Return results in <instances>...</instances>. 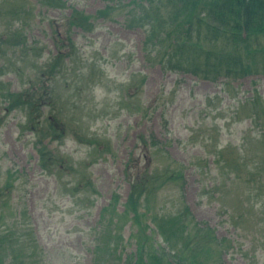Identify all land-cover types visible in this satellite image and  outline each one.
I'll use <instances>...</instances> for the list:
<instances>
[{
	"label": "rangeland",
	"instance_id": "1",
	"mask_svg": "<svg viewBox=\"0 0 264 264\" xmlns=\"http://www.w3.org/2000/svg\"><path fill=\"white\" fill-rule=\"evenodd\" d=\"M64 2L0 0L4 264H92L106 255L97 242L109 239L121 241L120 261L139 245L162 258L170 218L175 229L181 221L210 227L221 240L217 263L264 264V35L248 42L258 50L243 73L230 66L248 61L245 43L222 34L208 42L215 34L202 25L203 48L233 56L203 78L187 70L203 68L204 55L172 56L182 58L175 68L148 35L147 0ZM156 2L170 15L168 0ZM57 54L62 72H50ZM25 91L30 109L17 100ZM148 173L159 178L156 202L141 199L139 221L132 211L121 216L131 185Z\"/></svg>",
	"mask_w": 264,
	"mask_h": 264
},
{
	"label": "trees",
	"instance_id": "2",
	"mask_svg": "<svg viewBox=\"0 0 264 264\" xmlns=\"http://www.w3.org/2000/svg\"><path fill=\"white\" fill-rule=\"evenodd\" d=\"M45 1L56 7H63L65 5L64 0ZM170 2H173V5ZM166 3L168 6H172L171 13L167 17L163 16L159 8L163 3H157L156 0H147V6L143 15L144 18H147V21H143L142 25L147 26L146 29H148V35L155 40V42L159 43L162 48H166V50L171 52L169 58V64L171 66L175 68L182 67L179 63L181 57L175 59H172L171 57L177 55L183 56L186 54L187 50L193 49L196 51L195 55H204L206 60L203 62V68L199 66V63H196L187 71L203 78H208V71H216L220 74L221 64L224 62L227 55L229 58H233L231 55L232 52L229 53L225 50L227 52L221 53V51L216 49L213 44L210 48H207L206 46L203 48L204 45L199 42V39L201 26L205 25L207 29H212L209 35L212 33L215 34L212 38H208V42L214 41L220 34L233 42H235V40L244 42L246 48L245 51L248 53V61H246L245 64L244 62H241L230 67H243V73L251 71V68L254 67V63L251 60V51L256 52L258 48L249 49L248 42L252 39L254 40L258 37H263L264 35V0H168ZM200 12L204 13L203 16H200ZM206 16L210 18V21H207V18H205ZM194 32H197L198 34L196 35V40L193 39ZM226 32H228L229 36H226ZM203 41L207 42L206 40ZM58 57V54L53 57L54 62L51 63L50 72L57 69L55 59ZM185 57L189 56L185 55ZM199 69H205V71L203 72ZM60 72L62 71L57 69V73ZM200 72L204 75H201ZM227 73H230L229 67L226 70V74ZM30 94L29 91H25V93L18 94L19 99H17L21 101L20 97L23 95L24 100L21 102L22 104H26L28 109L32 108L33 102L31 99L27 100L25 97ZM7 96L9 97V100L11 97H15L11 93H8ZM11 107L13 108L15 106ZM46 151L45 146H40L39 160L44 168L49 166L46 163V159L47 156L49 157L50 155ZM257 165L258 168L262 167L263 164L261 160ZM169 179L175 178L171 175ZM161 180L163 179L161 178ZM158 181V176H152L151 173L146 174L141 180H136L131 185V192L126 200L123 214L120 215L126 216L132 211L135 220L139 221L137 215L139 202L143 197H146V199L149 198L153 203L156 202L155 199H151V197L155 195L152 191V184L153 182L156 183ZM163 182L164 181H161L158 184L161 185ZM159 185H156V187ZM118 220L119 219L115 222L116 231L119 230L117 225ZM175 231L180 233V238L183 240V243L179 245L169 242L170 235H173ZM106 234L108 237L113 236L108 230L106 231ZM164 237L169 250H166L165 247L167 252L162 254V258L172 259L174 261H163L162 258L158 257V254L152 250V247L146 249L142 245H139L134 252L131 251L127 254L125 261H120V257L116 256L114 252L121 248V241L119 240L120 244H118L114 239H109L105 242L104 246L97 242V251L106 252L109 259L105 260L106 255L102 258L96 256V258H93L92 264H220L217 263L216 260H218L220 256L219 245L221 240L215 237L213 230L210 227H201L198 222L191 223L190 221L185 224L181 221L179 228L175 229L170 218L168 220V226L164 233ZM212 239H215V242L218 245L217 249H213L211 242ZM15 245H18V243H15ZM17 249H19V247ZM13 257L15 259L17 258L14 249H12L11 258ZM151 258L155 260L154 263L149 261ZM32 261L33 259L29 261V263L32 264ZM0 264H4L1 258ZM24 264H28V261Z\"/></svg>",
	"mask_w": 264,
	"mask_h": 264
}]
</instances>
